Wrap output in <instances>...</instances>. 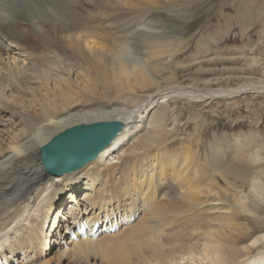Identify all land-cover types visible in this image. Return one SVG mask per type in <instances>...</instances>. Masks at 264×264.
Returning <instances> with one entry per match:
<instances>
[{
    "label": "bare ground",
    "instance_id": "obj_1",
    "mask_svg": "<svg viewBox=\"0 0 264 264\" xmlns=\"http://www.w3.org/2000/svg\"><path fill=\"white\" fill-rule=\"evenodd\" d=\"M260 2L264 32V0L250 4ZM175 5L0 0V264H51L53 252L54 264H264V250L253 255L264 244V168L256 169L264 141L215 143L208 157L177 143L173 119L264 94V80L215 89L220 79L185 86L181 74L236 61L264 74V63L221 50L218 35L190 54L192 43L176 35L175 44L163 14L150 12L186 22L168 9ZM109 121L123 130L95 160L61 176L47 171L43 148L55 137Z\"/></svg>",
    "mask_w": 264,
    "mask_h": 264
},
{
    "label": "rangeland",
    "instance_id": "obj_2",
    "mask_svg": "<svg viewBox=\"0 0 264 264\" xmlns=\"http://www.w3.org/2000/svg\"><path fill=\"white\" fill-rule=\"evenodd\" d=\"M177 1H179V5H175L168 9H172L175 15L185 16L187 18L186 22L182 21L181 18L170 19V17H168V15H171L170 12L167 10H159L157 9L158 6L155 7L158 11L147 7L150 9V12H154L155 15L159 16V14H163L164 17H161L164 20L161 19L162 21H160V23L162 22L161 24L166 25L167 31L170 30L166 33L167 38L173 39L175 44L180 41L176 35H182L181 40L185 44L188 42L192 43L191 47L193 49H190L189 53L193 54L199 39L207 35L208 38L209 36L218 35L215 41H219L221 38L219 41L222 46L220 47L221 50L241 49L242 52L244 50L245 57L248 54L247 57L251 55L256 59L262 60V63H264V32L262 31V23H260L261 19L259 20L262 14L260 13L263 7L262 2L253 6L250 3L254 0H245L249 3L245 6L247 7V11H243V9L239 11V4H237L235 0ZM156 23L159 24V21ZM251 50L254 52H251ZM179 61H181V59H179ZM204 65L203 69L207 71L206 74L196 73V71L192 72L195 73L193 75L184 73L179 76L180 78H178L179 80L177 79V81L183 83L185 86L192 85L205 88V80L220 79V84L214 82L212 87L215 89H226L227 87L236 89L241 87L240 85H249L250 83L264 80V74L260 72V69L255 68L250 70L246 62L243 61H236L235 63L208 62ZM163 86H165V84ZM163 102L161 100L158 107H160ZM216 102L211 107L202 111L198 108L196 111L185 109L175 113L176 117L174 116L173 119L181 123L180 126L177 127L178 131H176L178 132L177 140H179L177 143H182L180 144L181 147L183 144H187L188 147H193L194 152H199V149H201L204 155L207 154L208 157H212L211 154L215 147V143V145H227L228 143L234 145L242 142L247 143L246 140L248 139L249 142L250 140H254L255 143L264 141V94L256 95V93H246L238 96L234 101H230L232 103L228 107L227 103L220 105ZM177 106H179V104ZM158 107L155 110H158ZM180 107H182V105H180ZM168 129L170 130L172 127ZM261 156L264 159V152H262ZM227 159H229V157L226 158V160ZM263 168L264 162H261L256 167V169ZM229 179H231V177H229ZM242 184H245L243 189L246 191L247 183L239 182L238 180V185ZM223 186L227 187V183ZM260 215L264 217V209L261 210ZM237 222L245 228L249 227V229L250 227H254L255 224L253 220L244 217H240ZM204 231L206 230L204 229ZM246 231L247 229H244V232ZM241 240L244 242L241 243V247L251 244L249 238L247 240L245 239L246 241L243 239ZM261 250H264V244L258 246V248L254 250L253 255L259 254ZM54 254L55 252L48 257V260H51V264H54L57 260L56 258L53 259L56 256V254ZM52 256L53 258H50ZM52 259L54 261H52Z\"/></svg>",
    "mask_w": 264,
    "mask_h": 264
},
{
    "label": "water",
    "instance_id": "obj_3",
    "mask_svg": "<svg viewBox=\"0 0 264 264\" xmlns=\"http://www.w3.org/2000/svg\"><path fill=\"white\" fill-rule=\"evenodd\" d=\"M118 121L73 127L43 148V162L51 174L61 176L83 168L111 145L123 130Z\"/></svg>",
    "mask_w": 264,
    "mask_h": 264
}]
</instances>
